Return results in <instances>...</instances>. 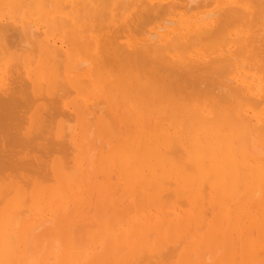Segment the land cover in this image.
Instances as JSON below:
<instances>
[{"label":"bare ground","instance_id":"6f19581e","mask_svg":"<svg viewBox=\"0 0 264 264\" xmlns=\"http://www.w3.org/2000/svg\"><path fill=\"white\" fill-rule=\"evenodd\" d=\"M163 261L264 264V0H0V264Z\"/></svg>","mask_w":264,"mask_h":264},{"label":"rangeland","instance_id":"374dc122","mask_svg":"<svg viewBox=\"0 0 264 264\" xmlns=\"http://www.w3.org/2000/svg\"><path fill=\"white\" fill-rule=\"evenodd\" d=\"M27 115L28 114H26V116L25 117H27ZM48 116V115H47ZM46 116V117H47ZM45 117V119H47ZM26 119V118H25ZM45 119H44V121H45ZM48 120V119H47ZM24 122L26 121V120H23ZM41 121H43V118H42V120ZM46 122V121H45ZM53 124H54V122H52ZM22 124V123H21ZM26 124V123H25ZM24 124V125H25ZM44 124H47V123H44ZM49 124V123H48ZM50 125V124H49ZM43 126V125H42ZM47 126V125H46ZM53 127H54V125H52ZM51 126V128H53ZM22 127H23V124H22ZM27 127V126H26ZM24 128H25V126H24ZM42 128V127H41ZM45 129V131L47 130L46 129V127L44 128H42V130L40 129V131H43ZM27 130V129H26ZM20 131H23V129H21ZM27 131H29V130H27ZM37 131V130H36ZM35 131V132H36ZM38 132H39V130H38ZM174 132L175 131H171V133L170 134H172V135H174ZM30 133V132H29ZM32 133V132H31ZM37 133V132H36ZM32 134H35V133H32ZM31 134V135H32ZM49 134V133H48ZM47 134V136L45 137V138H48L49 137V135ZM28 135V134H27ZM30 136V135H29ZM43 143V142H42ZM41 143V144H42ZM42 147H40V149H41ZM39 151H41V150H39ZM38 151V152H39ZM28 152V151H27ZM30 152V151H29ZM42 152V151H41ZM41 152H39V155L37 154V156L40 158V153ZM31 154H32V152H30ZM23 154V152L21 153V155ZM27 154V153H26ZM25 154V155H26ZM33 154H35V153H33ZM42 154V153H41ZM44 154V153H43ZM20 155V156H21ZM31 156V155H30ZM35 156V155H34ZM43 156H45V154L43 155ZM43 156L41 157L42 159H43ZM4 161V160H3ZM2 164H3V162H2ZM5 164V163H4ZM36 168H37V166H36ZM96 177V174H95V176H94V174L92 173V175H91V178H90V183L94 180V178ZM117 180H119V179H116V180H114V182H116ZM99 182V181H98ZM100 183V182H99ZM119 184V183H118ZM122 185H121V188L120 187H118V186H116V187H114V188H112V190H114V191H110V196H108V197H110V201H112V202H114V203H117V201L118 200H123V199H125V198H128V196H129V192L127 191V190H124V189H122ZM118 189H120L119 191H118ZM108 190H110L109 188H108ZM216 193V192H215ZM127 200V199H126ZM126 200H123V202L125 201V202H127ZM131 200V199H130ZM129 200V203L131 202ZM143 200V198L142 197H140V201H142ZM107 201V200H106ZM124 202V203H125ZM124 203L122 204V205H124ZM103 204V200L101 201V205ZM127 204V203H126ZM108 205H106V203L103 205V207L106 209V207H107ZM127 206V205H126ZM203 207H204V199L203 200H201L200 202H199V208L203 211ZM110 208V207H109ZM113 218V215H110V217H109V219H112ZM240 227H241V225H240ZM247 227L245 226V228H243L244 230L243 231H245V234H248V235H245V234H243V235H245V237L246 238H248L249 237V234L250 233H252L253 235H251V236H254V238L256 239V231H255V229L254 228H252V229H254V231L253 230H250V232H249V229H251V228H248L247 230H245ZM241 230H242V227H241ZM240 229L239 230H237V231H241ZM253 231V232H252ZM242 235V234H241ZM238 236V235H237ZM243 237V236H242ZM252 239H253V237H252ZM239 245V244H238ZM237 245V246H238ZM237 246H235V247H237ZM238 248H239V246H238ZM236 250H237V248H236ZM164 261H167V260H164ZM164 261H163V263L162 264H164ZM168 262V261H167ZM167 264V263H166Z\"/></svg>","mask_w":264,"mask_h":264}]
</instances>
